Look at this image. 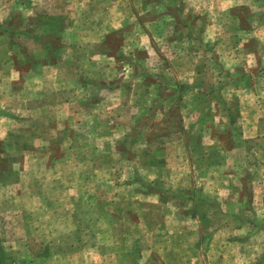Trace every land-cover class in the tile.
<instances>
[{
	"label": "rangeland",
	"instance_id": "374dc122",
	"mask_svg": "<svg viewBox=\"0 0 264 264\" xmlns=\"http://www.w3.org/2000/svg\"><path fill=\"white\" fill-rule=\"evenodd\" d=\"M0 264H264V0H0Z\"/></svg>",
	"mask_w": 264,
	"mask_h": 264
}]
</instances>
